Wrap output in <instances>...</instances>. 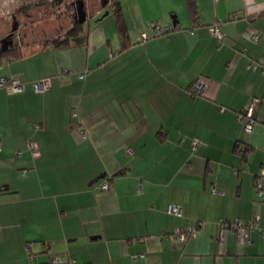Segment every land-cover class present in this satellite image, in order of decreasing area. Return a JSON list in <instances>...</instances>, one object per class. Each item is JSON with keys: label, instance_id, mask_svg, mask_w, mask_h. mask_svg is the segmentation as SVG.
<instances>
[{"label": "crops", "instance_id": "crops-1", "mask_svg": "<svg viewBox=\"0 0 264 264\" xmlns=\"http://www.w3.org/2000/svg\"><path fill=\"white\" fill-rule=\"evenodd\" d=\"M96 1L69 46L0 64L23 83L0 88V264H264V0H119L124 50Z\"/></svg>", "mask_w": 264, "mask_h": 264}, {"label": "rangeland", "instance_id": "rangeland-1", "mask_svg": "<svg viewBox=\"0 0 264 264\" xmlns=\"http://www.w3.org/2000/svg\"><path fill=\"white\" fill-rule=\"evenodd\" d=\"M96 0H0V48L17 46L33 53L64 38L72 25L94 11ZM100 2L103 0H99ZM126 1V0H123ZM96 4V3H95ZM109 14V1L102 6ZM152 31H154L152 29ZM152 33L149 32V35ZM164 36H167L164 35Z\"/></svg>", "mask_w": 264, "mask_h": 264}, {"label": "built area", "instance_id": "built-area-1", "mask_svg": "<svg viewBox=\"0 0 264 264\" xmlns=\"http://www.w3.org/2000/svg\"><path fill=\"white\" fill-rule=\"evenodd\" d=\"M217 2L218 0H214ZM150 28L154 31L151 35H142V40H147L148 37H158V36H164L168 34L170 31L173 30L172 26H166L161 27L155 23H152L150 25ZM208 31L212 36H217L220 38V31H219V24H214L212 26L208 27ZM255 38V36H254ZM81 77H83L81 75ZM36 91H44L48 89L50 86L49 78L45 77L42 78L36 82L33 83ZM205 82L202 79H197L193 84L191 85L190 92L194 95L201 94L203 90L205 89ZM0 88H5L10 93H19L23 90V83L19 80L17 77H1L0 78ZM258 100L254 99L251 100V102L246 106V108L243 110L242 114L239 115V118H245L246 124L244 127L245 132H251L252 128L255 124L254 119V112L257 107ZM82 137H85L84 134H81ZM29 148L33 152L34 155H38L36 145L33 142L29 143ZM100 190H107L109 188V185L107 183H101L99 186ZM256 196L259 200H264V191L260 187H257L256 189ZM167 214L173 215V216H181L182 210L179 206L176 205H169L167 210ZM257 220L243 222L240 219L234 220L231 224L230 223H222V232L225 230H230L237 233L239 242L241 244L248 243L247 240V234L249 231L257 227ZM195 235V231L193 229H188L186 231L179 230L176 234V237L182 242H186L190 237ZM260 235L264 237V229H261ZM33 258V257H32ZM60 260L59 258H54L51 261V264H59Z\"/></svg>", "mask_w": 264, "mask_h": 264}, {"label": "trees", "instance_id": "trees-1", "mask_svg": "<svg viewBox=\"0 0 264 264\" xmlns=\"http://www.w3.org/2000/svg\"><path fill=\"white\" fill-rule=\"evenodd\" d=\"M110 1L112 5V15L115 21L116 30L118 33V37L121 43L122 50L126 49L128 44L130 43L127 25L124 20L121 4L119 0H107ZM186 5L189 10L194 14L195 13V6L193 0H185ZM101 5L104 3L101 1ZM88 28V23L86 17L84 19H77V21L72 25V27L65 33L64 38L60 40H54L51 45L53 48H62L69 46L72 42L78 39ZM45 45L44 47H46ZM23 50L17 46L11 47H2L0 48V64L4 62L15 61L23 58L26 56ZM54 259V258H53ZM52 259V260H53ZM51 260V261H52ZM50 261V264H51Z\"/></svg>", "mask_w": 264, "mask_h": 264}, {"label": "water", "instance_id": "water-1", "mask_svg": "<svg viewBox=\"0 0 264 264\" xmlns=\"http://www.w3.org/2000/svg\"><path fill=\"white\" fill-rule=\"evenodd\" d=\"M107 2V0H103V3H106Z\"/></svg>", "mask_w": 264, "mask_h": 264}]
</instances>
